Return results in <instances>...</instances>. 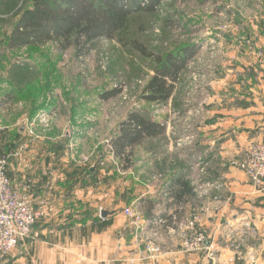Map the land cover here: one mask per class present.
Returning <instances> with one entry per match:
<instances>
[{"label": "crops", "instance_id": "0c3cea01", "mask_svg": "<svg viewBox=\"0 0 264 264\" xmlns=\"http://www.w3.org/2000/svg\"><path fill=\"white\" fill-rule=\"evenodd\" d=\"M209 40L202 38L186 53V71L198 58L206 53L208 56ZM213 51L231 60L236 76L242 66L250 69L258 65L254 56L237 47ZM199 68L207 69V62ZM224 84L218 86L223 88ZM15 85L9 78H0V106L19 93ZM255 98L210 92L200 111H194L193 103H188L184 117L172 115L162 134L141 137L136 172L122 165L125 153L135 145L123 150L114 148L103 170L94 169L92 163L89 174L81 178H77L82 171L79 162L64 176L67 155L61 148L65 145L56 148V159L51 161H41V153L29 151L23 185H16L15 168L8 177L15 191L32 201L47 202L45 217L36 224L30 238L0 264H264V189L257 191L243 172L230 167V162L248 146L264 138V98L259 97V109L247 107ZM23 131V135L37 132L32 127L20 133ZM42 132L59 140L53 129ZM150 141L155 145H146ZM77 147L74 144L73 148ZM70 183L72 188L65 191ZM75 201L80 207L70 209ZM125 209L140 214L138 226L127 219ZM102 211L108 214L102 217ZM242 213L250 215L254 237L234 247L232 241L222 238L218 227L226 218ZM172 217L181 224L197 218L195 227L208 233L207 248L216 253L215 258H209L206 252L183 254L176 239L168 234ZM158 221L169 222L161 226ZM155 232L161 254L143 260L144 239Z\"/></svg>", "mask_w": 264, "mask_h": 264}, {"label": "rangeland", "instance_id": "374dc122", "mask_svg": "<svg viewBox=\"0 0 264 264\" xmlns=\"http://www.w3.org/2000/svg\"><path fill=\"white\" fill-rule=\"evenodd\" d=\"M100 1L89 0L95 8L101 5ZM133 1H118L123 6L137 4L140 8L128 16L122 32L115 33L111 40L105 37L93 40L78 55L75 36L65 42L53 33L40 45L10 49V32L15 22L33 4L32 0H0V78L16 82L19 89L9 102L0 106V160L7 159V177L11 169H16V185L22 186L27 178L25 165L29 151L41 153V161H51L56 159V150H60L62 144L65 146L61 151L67 155L64 176L78 162V169L82 171L77 178L88 175L92 163L96 165L94 169L103 170L114 148L132 142L135 147L125 153L122 165L136 172L135 161L141 154L138 146L142 142L141 137L130 134L132 129L140 127L130 121L131 115L148 118L167 129L172 115L182 117L188 103H193L194 111H200L210 92L239 98L256 96L255 102L251 101L247 107L260 108L259 97L264 98V44L259 41V37L264 39V0H159L152 12L143 10L150 0ZM52 7L55 6L52 4ZM205 37L211 43L208 56L206 53L198 58L187 71L182 68L176 81L166 78L174 87L173 101H148L151 92L147 86L163 63L156 64L144 57L132 43L164 60L168 55H178L195 47ZM231 47L254 56L257 67L242 66V72L234 75L231 60L226 61L213 51ZM205 61L208 68L201 70L199 66ZM221 84L223 88L218 86ZM31 127L36 129L35 135L20 133L21 129ZM51 129L58 133V141L54 136L48 137V132H42ZM263 142L264 138H259L254 144ZM151 143L155 145L151 141L146 145ZM74 144L78 145L75 149ZM22 145L27 148L21 149ZM66 186L65 191H68L72 183ZM11 187L15 191L12 182ZM29 200L36 213L45 214L46 201ZM79 207L75 201L70 209ZM44 217L36 218L31 234ZM7 257L0 258V263Z\"/></svg>", "mask_w": 264, "mask_h": 264}, {"label": "trees", "instance_id": "16d2710c", "mask_svg": "<svg viewBox=\"0 0 264 264\" xmlns=\"http://www.w3.org/2000/svg\"><path fill=\"white\" fill-rule=\"evenodd\" d=\"M92 1V0H91ZM119 0H101V5L94 6V1L89 0H32L31 9L23 12L15 22L9 38V48L19 50L29 45H40L47 41L53 33L68 42L71 36H75V47L78 55L86 50L93 40L105 37L111 40L115 33L122 32L128 16L134 11H139L136 5L123 6ZM138 0L133 2L137 3ZM159 0H150L143 8L145 12H152ZM61 2V3H58ZM55 6L54 8L52 7ZM63 5V7H62ZM132 46L141 55L151 58L156 64H162L160 71H157L151 79L147 89L151 92L147 98L151 102H165L169 99L173 85L166 82V78L174 82L179 71L185 64L187 52L192 47L183 50L180 54L168 55L164 60L148 53L137 43ZM195 48V47H194ZM109 96H111L109 94ZM130 121L137 123L140 127L132 129L131 136L151 137L162 134L163 127L146 121L138 115H131ZM121 144V143H120ZM134 143H122L118 145L120 150Z\"/></svg>", "mask_w": 264, "mask_h": 264}, {"label": "built area", "instance_id": "2783aa9c", "mask_svg": "<svg viewBox=\"0 0 264 264\" xmlns=\"http://www.w3.org/2000/svg\"><path fill=\"white\" fill-rule=\"evenodd\" d=\"M41 117L46 118V115L41 114ZM6 166L7 159L0 160V258L9 255L22 240L29 238L36 218L44 215L43 212L34 211L28 197L20 196L12 189L5 173ZM230 167L243 172L257 191L264 189V142L248 146L236 160L230 162ZM124 215L131 220L132 225H139L141 216L138 212L125 209ZM158 222L163 226L169 221ZM197 222L198 219L193 218L181 224L172 217L168 234L176 239L183 254L206 252L209 258L214 259L216 253L205 246L209 235L196 229ZM218 229L222 231V238L232 241L234 247L254 237L252 219L248 213L226 218ZM143 244V260L154 259L161 254L157 232L145 238Z\"/></svg>", "mask_w": 264, "mask_h": 264}, {"label": "water", "instance_id": "95a60500", "mask_svg": "<svg viewBox=\"0 0 264 264\" xmlns=\"http://www.w3.org/2000/svg\"><path fill=\"white\" fill-rule=\"evenodd\" d=\"M106 214H108V213L105 212V211H102V212H101V216H102V217H105ZM208 245H209V241L207 240V241L205 242V246L208 247Z\"/></svg>", "mask_w": 264, "mask_h": 264}]
</instances>
